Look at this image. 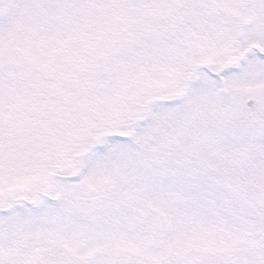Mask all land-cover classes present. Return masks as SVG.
<instances>
[{
  "label": "snow or ice",
  "instance_id": "snow-or-ice-1",
  "mask_svg": "<svg viewBox=\"0 0 264 264\" xmlns=\"http://www.w3.org/2000/svg\"><path fill=\"white\" fill-rule=\"evenodd\" d=\"M0 264H264V0H0Z\"/></svg>",
  "mask_w": 264,
  "mask_h": 264
}]
</instances>
